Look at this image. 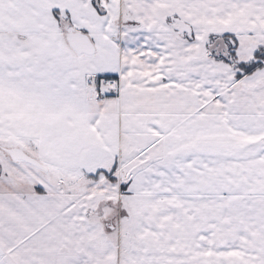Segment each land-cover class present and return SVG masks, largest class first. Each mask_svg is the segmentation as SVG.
<instances>
[{
	"label": "crops",
	"instance_id": "0c3cea01",
	"mask_svg": "<svg viewBox=\"0 0 264 264\" xmlns=\"http://www.w3.org/2000/svg\"><path fill=\"white\" fill-rule=\"evenodd\" d=\"M92 1L0 0V135L50 169L100 172L64 191L0 156V255L117 264L123 245L126 264H264V66L236 77L205 48L234 34L248 62L264 47V0H95L101 13ZM102 76L116 93L88 85ZM114 165L111 181L100 169ZM119 200L126 242L89 217Z\"/></svg>",
	"mask_w": 264,
	"mask_h": 264
},
{
	"label": "rangeland",
	"instance_id": "374dc122",
	"mask_svg": "<svg viewBox=\"0 0 264 264\" xmlns=\"http://www.w3.org/2000/svg\"><path fill=\"white\" fill-rule=\"evenodd\" d=\"M170 23H171V26L173 28H176L179 24H181V21L179 20L178 17H172ZM216 35H218V34H216ZM215 41H216L217 47L219 48V51H221V52H226L227 51L228 42H226L223 38H220V37L216 38ZM210 48L212 49L213 47H210ZM0 140H4L3 142L15 146L14 148H18V144L17 143L11 142V141L9 142V141L5 140L2 135H0ZM27 154H29V153H27ZM136 154H138V156H139V157L137 156L138 157L137 161H143L148 156V152L144 153L145 155H143L142 158L140 157L141 155H140L139 152L135 153V155ZM0 156L4 157L1 154H0ZM45 167L47 169L49 168L46 165H45ZM123 168H125V167H122V170H123ZM93 170L91 172H94ZM100 170L108 171V172L111 171L110 166H104ZM115 170H116V168H115ZM115 170L113 171L114 173H115ZM96 172H98V170H96ZM113 172H111V175H113ZM39 173H40V176L42 175L41 177H43L45 182L47 181L51 186L59 188V189H62L64 191L65 190H68V191L73 190L75 188V185L78 184L79 181H81L83 178H86V175H89L86 172L85 173H81V172L68 173L67 171H63V170H59V169H52V168L48 169V173L47 174L43 173L41 171H39ZM125 173H128V172H125ZM123 175H124V171L123 172L121 171L120 177H121L122 180L125 177ZM59 184L61 185V187H60ZM37 189H40V188L37 187L35 189L37 192H39ZM40 190H41L40 192H43L42 189H40ZM103 202L107 203V205L109 206V207L108 206L104 207V211H108L109 214H110V212L113 211L112 212V218L110 220V226H112L113 228L116 229V231L107 234L109 240L113 241L114 239H116L115 236L117 234H119V238H120L121 242L122 241L126 242L127 238H125L124 233H126V228L129 227V225L127 224L129 222V219H128V213H127L126 205L121 200H119L117 202L116 201H111V202L110 201L109 202L108 201H103ZM91 209H92L91 211L94 210L93 208H91ZM117 211H118V215L116 214ZM90 215L91 216H89V217H93L97 221H100L99 220V216L97 214L94 215V214L90 213ZM103 216L105 217L107 215L103 214ZM118 216H120V219H118L119 218ZM107 231H109V230H107ZM128 241H129V239H128ZM119 247H120L119 248V253H117V258H116L117 264H126L125 261L123 260L125 258L124 257L125 255H120L122 252H124V248L125 247L123 245H120ZM128 248H130V247H128ZM226 248L228 249V247H226ZM222 252H223V250H221V255H220L221 261L226 260L228 258V256L226 254L222 253ZM4 257L0 255V264H11V262H9L8 259L5 260Z\"/></svg>",
	"mask_w": 264,
	"mask_h": 264
},
{
	"label": "trees",
	"instance_id": "16d2710c",
	"mask_svg": "<svg viewBox=\"0 0 264 264\" xmlns=\"http://www.w3.org/2000/svg\"><path fill=\"white\" fill-rule=\"evenodd\" d=\"M92 4L97 9V11L101 13L95 0L92 1ZM54 14L56 17H58L56 12ZM73 32H75L74 29H73ZM70 35H71V31H69L67 36L70 37ZM219 37L223 38L226 42H228V47H227L226 52L219 51V48L216 45L215 40L216 38H219ZM188 38H191V37L189 36ZM210 47H213V48L211 49ZM205 48H206L207 56L211 58L213 61L228 64L232 69L237 70L238 73L236 74V77L248 75L264 66V47L257 48L255 52L253 53L252 58L248 62H238L237 61V58H236L237 40L234 34H220V35L208 34L206 36ZM108 77L115 78L112 76H108ZM3 141L4 140H0V154L4 156L5 158L10 159L9 155L5 152V150L9 148H14L15 146L11 144H7ZM115 168L116 167L114 165L109 173H106V172L104 173L105 176L111 181H116L115 177L111 175V172L114 171ZM99 174L100 172L89 174V175H86V178L96 180ZM120 188L122 191H124L126 188L125 184L121 183ZM37 190L39 192L41 191L40 189H37ZM106 206H108L107 203L103 201H99V205H97L95 209L91 211V214H94V215L97 214L99 216V220L103 222L104 224L106 223V226L110 228L111 226H110V223L108 222L109 219H107L106 216L104 217L103 214H101L102 213L101 210L104 209V207Z\"/></svg>",
	"mask_w": 264,
	"mask_h": 264
},
{
	"label": "water",
	"instance_id": "95a60500",
	"mask_svg": "<svg viewBox=\"0 0 264 264\" xmlns=\"http://www.w3.org/2000/svg\"><path fill=\"white\" fill-rule=\"evenodd\" d=\"M66 31H67V34L69 33V31H71V35L70 37L67 36L68 38L67 40L70 46L77 53H85V54L93 53L94 51L93 46L85 35L81 33L73 32L72 28L71 29L68 28ZM5 152L9 155V157L13 161H21V162L27 163L35 167L39 171L43 173H47V168L42 163H40L38 160L29 156L26 152L23 151V149L21 148L6 149ZM111 228L113 227L111 226Z\"/></svg>",
	"mask_w": 264,
	"mask_h": 264
},
{
	"label": "built area",
	"instance_id": "2783aa9c",
	"mask_svg": "<svg viewBox=\"0 0 264 264\" xmlns=\"http://www.w3.org/2000/svg\"><path fill=\"white\" fill-rule=\"evenodd\" d=\"M88 85L102 96H110L118 91L117 79L106 76L91 79Z\"/></svg>",
	"mask_w": 264,
	"mask_h": 264
},
{
	"label": "flooded vegetation",
	"instance_id": "af4514ba",
	"mask_svg": "<svg viewBox=\"0 0 264 264\" xmlns=\"http://www.w3.org/2000/svg\"><path fill=\"white\" fill-rule=\"evenodd\" d=\"M9 149H13V148H9Z\"/></svg>",
	"mask_w": 264,
	"mask_h": 264
}]
</instances>
